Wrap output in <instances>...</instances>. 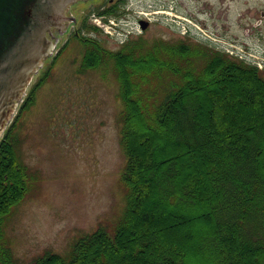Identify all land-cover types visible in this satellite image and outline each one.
I'll list each match as a JSON object with an SVG mask.
<instances>
[{
	"label": "trees",
	"instance_id": "trees-1",
	"mask_svg": "<svg viewBox=\"0 0 264 264\" xmlns=\"http://www.w3.org/2000/svg\"><path fill=\"white\" fill-rule=\"evenodd\" d=\"M79 42L80 73L112 65L119 82L128 205L112 231L33 264H264V74L204 43ZM53 64L0 140V264H21L4 224L35 179L20 132Z\"/></svg>",
	"mask_w": 264,
	"mask_h": 264
},
{
	"label": "rangeland",
	"instance_id": "rangeland-1",
	"mask_svg": "<svg viewBox=\"0 0 264 264\" xmlns=\"http://www.w3.org/2000/svg\"><path fill=\"white\" fill-rule=\"evenodd\" d=\"M152 1L155 3L131 0L138 7L134 19L129 20L130 28L136 31L135 20L142 13L149 16L153 21L147 32L150 41L174 40L189 32L199 42L232 44L244 51L250 48L258 58L264 57V23L257 25L240 16L244 0H221L223 5L220 0H184V5L181 0ZM249 4L258 15L264 10V0H249ZM222 6H231L228 18L214 12ZM87 7L82 3L73 17L85 15ZM66 27L71 33L75 30L74 23L68 22ZM108 30L115 34L113 29ZM108 40L104 47H120L116 40ZM82 54L76 39L63 47L36 104L24 114L19 154L35 179L4 224L5 235L21 264H33L48 251L65 254L80 236L101 224L112 231L128 205L122 181L127 158L120 143L119 82L110 70L106 74L97 69L80 73ZM39 75L33 76L26 92Z\"/></svg>",
	"mask_w": 264,
	"mask_h": 264
},
{
	"label": "water",
	"instance_id": "water-1",
	"mask_svg": "<svg viewBox=\"0 0 264 264\" xmlns=\"http://www.w3.org/2000/svg\"><path fill=\"white\" fill-rule=\"evenodd\" d=\"M73 1L0 0V134L48 54L47 32L60 24ZM81 4L67 11L69 21Z\"/></svg>",
	"mask_w": 264,
	"mask_h": 264
},
{
	"label": "flooded vegetation",
	"instance_id": "flooded-vegetation-1",
	"mask_svg": "<svg viewBox=\"0 0 264 264\" xmlns=\"http://www.w3.org/2000/svg\"><path fill=\"white\" fill-rule=\"evenodd\" d=\"M137 1H139L140 4H144L147 1L151 2L152 4L155 3L152 0H137ZM181 1H182V5H184V0H181ZM231 1H233V0H231ZM166 2L170 3L169 0H167ZM204 2L207 5V2L206 1H204ZM219 4L223 5V1L220 0ZM148 6H153V5L149 4ZM242 6L243 7L245 6V8H244V11L242 12V14H240V16H243V18L248 19L249 21H254L255 23H257V25H261L264 23V10H261L260 14L258 15L257 10L249 4V0H244ZM99 7L101 8V12L103 13V17L107 18L108 17L107 14L109 12H114V11L118 10V13H120L121 15H119L118 17L116 16V18L122 17V18H125V20L128 22V20H130L131 18L134 19L135 13H137L136 8L138 7V5L134 6L132 4L131 0H102V2L99 3ZM214 12L215 13L219 12L218 13L219 16L226 15V17L228 18L230 15V12H231V6H228L225 8L222 6L220 10H218V11L215 10ZM211 16H214L213 13H211ZM146 21L149 23V27L146 30H143L141 18L138 19V21L136 22L137 23V32L131 36L129 41H131V42H140L143 40H146L148 42L150 41L149 40L150 38L147 36V32L153 26V21L151 18H150V21H148V20H146ZM255 27H257V26H255ZM256 29H259V28H255V30ZM255 30H253V31H255ZM64 32H66V30H64L62 32V34ZM86 37H87L86 40L88 42H91V43H98V42L105 43V42L109 41L108 40L109 38L106 36L105 37L104 36L99 37V36L93 35V36H86ZM157 39H159V38H157ZM185 39H186L185 36L177 35V39H175V40L180 42V41L185 40ZM218 51L225 53L222 50H218ZM239 62H241V61H239ZM244 64L249 65V66L254 67V68H257L253 64H248V63H244ZM227 65H229V67L234 66V67L240 68L235 63H229Z\"/></svg>",
	"mask_w": 264,
	"mask_h": 264
}]
</instances>
